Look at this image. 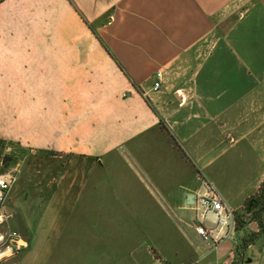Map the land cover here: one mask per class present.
<instances>
[{
    "label": "crops",
    "instance_id": "crops-1",
    "mask_svg": "<svg viewBox=\"0 0 264 264\" xmlns=\"http://www.w3.org/2000/svg\"><path fill=\"white\" fill-rule=\"evenodd\" d=\"M0 65L57 99L25 122L6 199L27 242L15 264H44L83 211L96 224L149 200L186 223L209 181L244 218L264 187V0H0ZM248 219L216 246L188 224L180 261L264 264V229Z\"/></svg>",
    "mask_w": 264,
    "mask_h": 264
},
{
    "label": "rangeland",
    "instance_id": "rangeland-1",
    "mask_svg": "<svg viewBox=\"0 0 264 264\" xmlns=\"http://www.w3.org/2000/svg\"><path fill=\"white\" fill-rule=\"evenodd\" d=\"M24 69L23 66L0 65V162L4 154L11 157L6 169L13 171L14 179L20 173L26 150L23 145L25 122H39L46 113L42 108H48L50 113V108H55L52 103L55 106L57 102L56 98L43 99L40 96L41 87L48 86L51 91L52 84L25 82L20 74ZM149 202L144 200L127 210H100L97 212L100 215L96 214V224L89 211H83L78 226H70V230L53 244L44 264H156L161 254L173 262L182 260L180 256L184 249L196 241L190 226L193 211L182 210V216L185 215L188 222L184 223L163 204L153 203L150 207ZM240 214L237 211V219L242 222L251 216L250 212L244 214V218ZM6 227L3 224L0 229ZM73 227L76 229L74 233ZM174 251L177 255L173 254ZM19 255L17 252L2 259L0 264H15Z\"/></svg>",
    "mask_w": 264,
    "mask_h": 264
},
{
    "label": "built area",
    "instance_id": "built-area-1",
    "mask_svg": "<svg viewBox=\"0 0 264 264\" xmlns=\"http://www.w3.org/2000/svg\"><path fill=\"white\" fill-rule=\"evenodd\" d=\"M155 76L153 89L160 86V72H156ZM13 175L10 169H5L3 173H0V226L3 224L7 226V221L12 216V213L7 211L5 202L14 179ZM191 210L193 211V228L201 241L211 246H216L225 240L238 242L237 213L212 182L204 181L202 191L194 194ZM208 215L213 217L211 223H208ZM26 247L27 242L18 231L8 227L4 230L0 229V260ZM156 264H199V257L179 262L159 257L156 259Z\"/></svg>",
    "mask_w": 264,
    "mask_h": 264
},
{
    "label": "trees",
    "instance_id": "trees-1",
    "mask_svg": "<svg viewBox=\"0 0 264 264\" xmlns=\"http://www.w3.org/2000/svg\"><path fill=\"white\" fill-rule=\"evenodd\" d=\"M244 210L246 212H250L253 219H255L261 229H264V219L262 217V212L264 211V187H260L256 195L250 196L246 202ZM238 223H242V221H238ZM247 241L244 240L242 245H246Z\"/></svg>",
    "mask_w": 264,
    "mask_h": 264
},
{
    "label": "water",
    "instance_id": "water-1",
    "mask_svg": "<svg viewBox=\"0 0 264 264\" xmlns=\"http://www.w3.org/2000/svg\"><path fill=\"white\" fill-rule=\"evenodd\" d=\"M10 160H11V157L4 154L2 156V159H1V165H0V173H3L4 170L8 167L9 163H10Z\"/></svg>",
    "mask_w": 264,
    "mask_h": 264
}]
</instances>
